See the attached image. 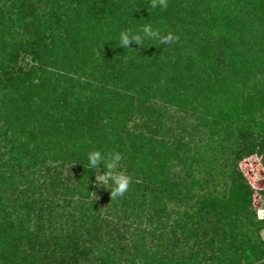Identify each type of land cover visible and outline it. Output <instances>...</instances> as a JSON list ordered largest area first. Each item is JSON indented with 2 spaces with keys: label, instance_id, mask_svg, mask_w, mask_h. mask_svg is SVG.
<instances>
[{
  "label": "trees",
  "instance_id": "1",
  "mask_svg": "<svg viewBox=\"0 0 264 264\" xmlns=\"http://www.w3.org/2000/svg\"><path fill=\"white\" fill-rule=\"evenodd\" d=\"M167 3L0 0V264H124L116 255L131 249L132 224L154 221L169 228L168 252L144 264H264L263 223L238 167L253 155L264 166V0ZM146 22L178 39L118 47L121 31ZM153 96L197 105L206 144L193 154L184 138L157 139ZM135 117L144 133L127 127ZM94 150L121 152L131 176L115 206L103 189L105 209L82 166ZM173 161L187 168L182 182ZM190 185L203 191L194 213L170 223L165 205L151 210L154 196L183 204Z\"/></svg>",
  "mask_w": 264,
  "mask_h": 264
},
{
  "label": "rangeland",
  "instance_id": "2",
  "mask_svg": "<svg viewBox=\"0 0 264 264\" xmlns=\"http://www.w3.org/2000/svg\"><path fill=\"white\" fill-rule=\"evenodd\" d=\"M20 61L22 60V63L20 64H32L31 57L28 55H24L21 57ZM164 59L162 57H158L155 59V61H163ZM149 106H152V109L154 110V113L160 116V121H162V130H159L156 132V138L162 139L168 143L172 144L177 139H182L183 142L186 144V147L188 149H191L192 153L194 154L196 150L198 149V146L201 144H206L207 139L210 138L208 136V132H203V130H196V127L198 125V116L200 114V109L198 111H194L193 109L197 106L194 103H189V101L182 100V101H167L165 102L163 99L159 98L158 96H153L151 98L150 103H148ZM195 106H194V105ZM146 121L145 118H134L131 121L127 122V127L129 129H132L135 134L138 133H144L143 128L141 127L142 124ZM138 125V126H137ZM194 130L196 132L193 136H190L189 132L191 130ZM188 133V134H187ZM215 137V136H214ZM214 137L211 138V141H213ZM183 147L182 149H187ZM184 150L180 152V157L184 158ZM220 151L226 152L227 148L225 147L220 148ZM220 154H218L219 156ZM171 170L170 174L171 176H174V180L182 182L184 180V176L186 173L185 167H183L182 161H173V163L170 164ZM239 170L246 179L247 183L253 190V196H252V208L255 211V217L257 220L262 221L263 228L260 231L262 239H264V166L261 161V157L253 155L251 157L243 159L238 164ZM118 170L125 171V169L118 168ZM100 172H103V167L101 166L99 168ZM199 168L195 167L192 171V178L194 180H199L203 177L201 172H198ZM73 176V174H70ZM94 173H93V181H94ZM92 181V187L93 190L90 192L91 199H96V201L100 202L98 203V207L101 209H105L107 207V202L105 197L102 196V193H104L103 186H95L94 182ZM220 182V181H219ZM184 183V182H183ZM211 183V182H210ZM209 183V184H210ZM218 183V181L216 182ZM214 184V183H213ZM187 185V184H186ZM215 193H222L223 189H226L225 184L220 183L217 185H214ZM187 188V186H186ZM190 198L184 201L183 204H179L174 202L173 200H162V204L160 201L156 200V196L152 197L151 200V210H156V207H162V205H165V210L163 213L167 214V222H172L176 219V214H182V213H194L196 211V207L198 205V199L201 198V195H203V191L201 189H198L195 185H190ZM205 190V189H204ZM95 192V193H92ZM129 192V191H128ZM104 195V194H103ZM150 197V196H149ZM141 199V197H139ZM154 198V199H153ZM157 203H156V202ZM159 201V202H158ZM109 202L111 206H115L118 202V199H112L109 194ZM102 212V211H101ZM145 212V211H144ZM127 219V224H129L131 221H133V218L127 214L125 216ZM191 223L195 222V219L190 220ZM151 225L147 224L146 222L139 223L140 230L143 229L145 232L141 235L135 236V232H139L138 230H135L136 224H132V228L128 230L129 233L133 234V242H131V245L127 251H125L122 254H117L116 256L123 260L124 264H144L145 258L147 256H155L159 257L160 255L167 256L166 252L167 250L164 249L167 244L164 243L165 237H170L169 235V228L166 226L161 227H155L157 224L156 221L154 223H150ZM166 225V224H164ZM154 228H152V227ZM160 228V229H159ZM157 229V230H156ZM159 229V230H158ZM154 230L153 236L151 235V232ZM162 234V239L158 238V235ZM129 236V235H128ZM164 239V241H162ZM111 244L113 245L114 242L111 241ZM170 246V244H169ZM172 246V245H171ZM134 247V248H133ZM133 248V249H132ZM210 254V253H208ZM144 255L146 257L144 258Z\"/></svg>",
  "mask_w": 264,
  "mask_h": 264
},
{
  "label": "clouds",
  "instance_id": "3",
  "mask_svg": "<svg viewBox=\"0 0 264 264\" xmlns=\"http://www.w3.org/2000/svg\"><path fill=\"white\" fill-rule=\"evenodd\" d=\"M150 4L151 8H160L161 10L166 9L168 6L167 0H150ZM146 39L159 40L160 43L167 44L177 40L178 37L172 33L161 36L158 30H154L151 24L146 22L135 33L130 29L121 31L118 47L133 49L130 45L134 44L139 46V48H143ZM122 159L123 155L119 151L104 155L101 151L94 150L87 153V164H82L83 168H87L95 174L93 181L95 186H103L106 190H110L111 200L123 196L131 184V176L122 170H118ZM101 166L103 167V172L99 171Z\"/></svg>",
  "mask_w": 264,
  "mask_h": 264
}]
</instances>
